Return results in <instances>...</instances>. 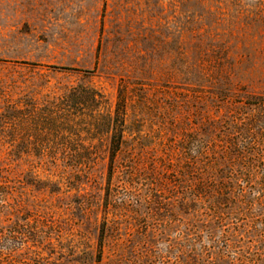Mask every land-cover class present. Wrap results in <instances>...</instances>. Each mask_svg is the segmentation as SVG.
Returning <instances> with one entry per match:
<instances>
[{"label": "rangeland", "instance_id": "obj_1", "mask_svg": "<svg viewBox=\"0 0 264 264\" xmlns=\"http://www.w3.org/2000/svg\"><path fill=\"white\" fill-rule=\"evenodd\" d=\"M0 264H264V0H0Z\"/></svg>", "mask_w": 264, "mask_h": 264}]
</instances>
